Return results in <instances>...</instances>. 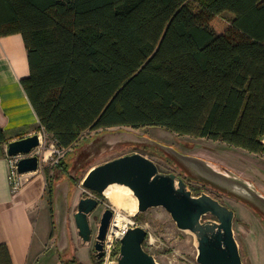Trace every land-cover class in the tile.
I'll use <instances>...</instances> for the list:
<instances>
[{
	"label": "trees",
	"instance_id": "1",
	"mask_svg": "<svg viewBox=\"0 0 264 264\" xmlns=\"http://www.w3.org/2000/svg\"><path fill=\"white\" fill-rule=\"evenodd\" d=\"M16 34L30 67L22 85L69 176L83 136L113 129L264 155V0H0V37ZM9 140L0 127V147ZM0 264H13L6 245Z\"/></svg>",
	"mask_w": 264,
	"mask_h": 264
},
{
	"label": "rangeland",
	"instance_id": "2",
	"mask_svg": "<svg viewBox=\"0 0 264 264\" xmlns=\"http://www.w3.org/2000/svg\"><path fill=\"white\" fill-rule=\"evenodd\" d=\"M226 16L231 18L229 15ZM38 134L43 137V141L41 148L37 149L34 154L40 157L41 165L48 169L49 183L51 180L54 182L63 180V184L59 189V209L61 213L59 216L61 220L66 221L69 225L67 233L70 238V247L66 251H73L74 249L75 259H73L77 262L81 264H101L100 260L96 258L94 244L103 214L110 209L115 213L111 223L121 213V215L129 217L132 222H135V226H141L148 231L144 248L155 257L159 264H199L197 262L198 242L196 236L189 231L180 230L164 208L150 209L141 214L139 219H136L138 211L134 215L129 213L134 202L132 198L125 200V208L127 207L125 211L117 209L105 195H99L100 198H98L93 192L84 188L82 183L89 168L102 165L119 157L139 153L154 161L161 172L177 174L179 178L186 181L195 196L208 194L235 211L234 232L240 247L243 264H264V219L261 215L233 196L201 181L206 175L198 169L197 165L178 158L179 163L186 164L194 178L187 175L170 153L173 151L178 155L183 154V156L208 161L218 166L219 169H226L238 175L237 177L252 182L263 194L264 155L252 154L222 142L179 136L159 127L138 130L131 128L113 129L103 133L89 132L83 136L77 149L72 152L73 154L71 156L67 155L65 159L69 167L68 171H71L73 167L75 169L81 167L87 170L84 172L85 174L83 173V176H77V178L79 177L78 183H74L69 179V172L56 167L58 156L52 155L55 150L53 139L45 133ZM91 141L94 143L99 142V145L103 146L94 149L90 154L80 156V151L86 149L85 144ZM76 155H79L78 162L73 163ZM224 186L232 187L235 186V183H225ZM237 189L236 187L235 190ZM70 193L68 199L67 194ZM87 197H96L101 202L89 217L93 230L90 243H84L80 238L74 219L80 199ZM47 201L52 206L49 192ZM211 220H215L211 215L203 218L204 222ZM67 262L69 261L67 260Z\"/></svg>",
	"mask_w": 264,
	"mask_h": 264
},
{
	"label": "water",
	"instance_id": "3",
	"mask_svg": "<svg viewBox=\"0 0 264 264\" xmlns=\"http://www.w3.org/2000/svg\"><path fill=\"white\" fill-rule=\"evenodd\" d=\"M40 146L39 134L8 144L9 157H22L17 164L20 175L33 173L40 169L41 159L34 154ZM101 146L103 145H99V142L86 143V149L80 151V156L90 154ZM170 154L187 175L194 178L186 164L179 163L178 158L195 163L198 169L206 175L201 181L250 206L264 219V194L252 182L241 179L226 169H219L218 166L208 161L183 156V154L178 155L173 151ZM78 156H75L73 163L78 162ZM83 171L81 167L76 169L73 167L70 177L76 179L79 172ZM229 182L235 183V186H224ZM82 184L86 190L102 196L114 185L128 187L138 200V215L153 208H164L180 230L189 231L196 236L199 264H243L234 232L235 211L208 194L195 196L186 181L175 173L161 172L154 161L142 154L119 157L95 166L87 173ZM236 187L238 191L235 190ZM56 200L59 208V196ZM99 205L100 200L96 197L82 198L78 203V211L74 219L78 234L84 243H90L92 240L93 230L89 217ZM59 215L61 213L57 216L60 221ZM207 215H211L215 220L204 222L203 218ZM113 217L114 212L108 209L101 219L94 244L98 260L104 256V242ZM58 225L59 242L62 243L64 240L70 245L68 233L63 235L61 223ZM147 238L148 231L145 228L141 226L129 228L120 240V257L116 264H159L155 257L144 248Z\"/></svg>",
	"mask_w": 264,
	"mask_h": 264
},
{
	"label": "crops",
	"instance_id": "4",
	"mask_svg": "<svg viewBox=\"0 0 264 264\" xmlns=\"http://www.w3.org/2000/svg\"><path fill=\"white\" fill-rule=\"evenodd\" d=\"M29 75L28 53L22 36L0 37V127L10 137L0 147V245L8 247L13 264H67L75 254L74 249L66 251L70 247L68 243L59 242L58 224L61 223L63 235L69 231L67 222L57 217L60 209L56 197L63 180L55 182L53 206H50L49 180L42 165L38 171L22 175L24 184L17 191L9 179L8 144L45 133L22 85ZM91 169H84L78 176L86 171L87 175ZM70 195L67 194L68 199Z\"/></svg>",
	"mask_w": 264,
	"mask_h": 264
},
{
	"label": "built area",
	"instance_id": "5",
	"mask_svg": "<svg viewBox=\"0 0 264 264\" xmlns=\"http://www.w3.org/2000/svg\"><path fill=\"white\" fill-rule=\"evenodd\" d=\"M40 138H41V145H42L43 137L40 136ZM262 143L264 144V138L262 139ZM55 145H56V148H54L55 150L52 152V155L58 156V159L56 160V164H58L61 158L65 156L66 151L60 149L57 146V144ZM39 148H41V146ZM21 158L22 157H17V158L10 157L11 171H10L9 179H10V183L12 187L16 191L19 190L24 184L22 181V175L18 173V168H17V164ZM114 216H115V213H114ZM135 224L136 223L132 222L131 220L129 224H127L125 227L122 228V227H116L115 221L111 223L107 236H106V240L104 242V256L100 260L101 264H116V261L120 257V240L126 235L129 228L136 227Z\"/></svg>",
	"mask_w": 264,
	"mask_h": 264
},
{
	"label": "bare ground",
	"instance_id": "6",
	"mask_svg": "<svg viewBox=\"0 0 264 264\" xmlns=\"http://www.w3.org/2000/svg\"><path fill=\"white\" fill-rule=\"evenodd\" d=\"M105 196L110 200V202L117 207V209H122L126 211L125 208V200L127 198L133 199V205L130 209V214L134 215L138 211V200L134 196L133 192L125 186L122 185H114L110 189L107 190L105 193ZM129 209V208H128ZM116 227H125L127 224L131 222V219L129 217H125L124 215H121V213L118 215V217L115 220Z\"/></svg>",
	"mask_w": 264,
	"mask_h": 264
},
{
	"label": "flooded vegetation",
	"instance_id": "7",
	"mask_svg": "<svg viewBox=\"0 0 264 264\" xmlns=\"http://www.w3.org/2000/svg\"><path fill=\"white\" fill-rule=\"evenodd\" d=\"M94 195H96V196H98V198H100V196L98 195V194H96V193H93ZM100 200V199H99ZM100 204H101V202H100Z\"/></svg>",
	"mask_w": 264,
	"mask_h": 264
}]
</instances>
